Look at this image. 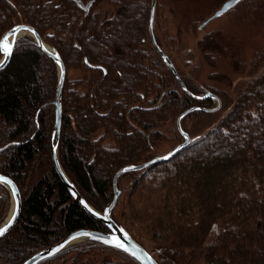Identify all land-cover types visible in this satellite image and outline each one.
I'll return each mask as SVG.
<instances>
[{
	"label": "trees",
	"instance_id": "trees-1",
	"mask_svg": "<svg viewBox=\"0 0 264 264\" xmlns=\"http://www.w3.org/2000/svg\"><path fill=\"white\" fill-rule=\"evenodd\" d=\"M77 1L91 6L84 11ZM101 3L112 7L110 18L99 16ZM149 7L150 0H0V36L15 24H30L66 70L82 73L63 85L59 159L79 194L100 211L113 198L115 172L155 156L156 127L190 107H215L212 98L184 92L154 50ZM137 8L141 15L132 26ZM228 15L242 26L261 21L264 0H242ZM196 46L210 67L226 62L244 79L231 91L204 90L174 66L189 92L217 95L223 114L171 159L123 174L118 186L124 175L133 178L129 217L152 233L155 252H148L159 264H264V45L246 61L236 40L212 30ZM56 79L53 61L28 38L16 42L0 70V173L21 194L17 223L0 240V264H21L79 229L104 230L72 200L52 167ZM212 113L194 110L184 118L199 122ZM7 201L0 184V222ZM93 250L115 251L138 264L94 241L47 261L57 264L71 253L75 262Z\"/></svg>",
	"mask_w": 264,
	"mask_h": 264
},
{
	"label": "rangeland",
	"instance_id": "rangeland-1",
	"mask_svg": "<svg viewBox=\"0 0 264 264\" xmlns=\"http://www.w3.org/2000/svg\"><path fill=\"white\" fill-rule=\"evenodd\" d=\"M225 0H157L154 12L153 31L160 41L162 51L167 54L170 61L178 72L188 77L191 82L200 88L212 87L219 90L231 91L244 76L235 72L226 62H219L216 68L210 67L201 57L196 46L198 38L212 30L222 31L230 40L237 42L241 58L248 60L252 52L264 45V19L246 26L234 24L228 12L221 17L215 18L199 29V25L210 17L213 12ZM157 7V9H156ZM216 7V8H215ZM99 16L108 19L113 15V9L107 4L101 3L98 7ZM97 9V10H98ZM214 10V11H213ZM141 15V9L137 8L130 24L134 26ZM126 32V31H125ZM48 44V43H47ZM51 46V45H50ZM52 47V46H51ZM66 69V68H65ZM82 77L78 70L68 68L65 80L72 81ZM65 82V81H64ZM219 98V97H218ZM220 100V106L221 99ZM217 102L215 101V105ZM223 110L220 107L213 111L205 119L195 122L194 118L182 119V127L191 139L204 133L209 127L222 116ZM159 132L156 141L152 144L154 155H163L181 141L176 129V120L168 118L166 122L156 127ZM132 177L124 175L119 181L120 196L113 209V215L125 224L130 234L141 243L147 251H154L155 239L152 233L144 229V225L129 217V209L126 207L132 186ZM3 186V185H2ZM8 201L4 215L6 217L10 207V196L7 188ZM3 218V219H4ZM2 219V221H3ZM1 221V222H2ZM0 222V223H1ZM84 243V242H81ZM77 243L63 252L80 245ZM155 252V251H154ZM73 254L67 255L57 264H133L126 256H122L111 250H93L83 255L77 261H73ZM49 260V259H48ZM47 261V260H46ZM41 262L40 264H55L56 262Z\"/></svg>",
	"mask_w": 264,
	"mask_h": 264
},
{
	"label": "water",
	"instance_id": "water-1",
	"mask_svg": "<svg viewBox=\"0 0 264 264\" xmlns=\"http://www.w3.org/2000/svg\"><path fill=\"white\" fill-rule=\"evenodd\" d=\"M156 1L157 0H150L149 15L147 22L148 34L152 46L154 47L155 51L159 54L163 62L171 70V72L175 77V80L177 81L180 88L184 92H186L191 97L199 100L212 98L217 102V106L212 109L193 106L188 108L187 110H184L178 115L176 119V128L178 133L182 137L181 143L174 146L165 154L160 156H155L146 162H142L139 164H127L119 168L115 172L112 178L113 198L110 201V203L107 206H105L101 211L92 207L79 194L74 184L71 182V180L65 173L59 159V139H60L61 120H62V91L66 77L65 65L61 57L53 47H51L49 44L45 42V40L43 39V35L40 33V31L36 27L30 24H26V23L15 24L1 34L0 43H5L8 47H10L11 51L8 52L6 49L0 51V70H2L8 64L12 56L15 44L21 38L30 39L34 43V45L37 48H39L43 53H45L55 64L57 70V79H56L55 95L52 101L54 118H53V124L51 127V131L49 135V143H48L52 167L55 173L57 174L58 178L62 182V184L65 186L67 193L72 198V200L76 204H78V206L84 212H86L92 219L97 221L104 228V230L79 229L73 231L65 235L64 237H62L60 240L53 243L52 245L34 252L21 264H40L41 262H44L60 254L61 252L71 247L72 245L86 241L98 242L103 244L104 246L120 250L126 255L136 260L139 264H158V262L136 240H134L133 237L120 224L115 222L112 218L113 209L115 208L118 198L120 196V190L117 187V181L119 177L125 173L139 171L157 162L169 160L175 154H177L179 151L185 148L191 142L192 139L190 138L188 133L182 129L181 120L188 113L194 110H202L205 112H213L217 110L220 106V100L215 94L210 92H207L206 94L201 96H197L189 92L186 89L183 82L181 81L172 63L168 62L166 55L162 52L161 48L156 43L153 33V20H154ZM240 1L242 0H225L209 18L204 20L199 25V29L205 26L211 20L221 17L222 15L227 13ZM77 3L85 11H87L91 5V2H87L85 5L81 1H77ZM5 37H7L6 41L4 40ZM0 184L7 188L10 196L9 211L6 217L0 223V228L6 229L3 235H0V240H1L12 230V228L17 223L21 211V194L15 182L6 174L0 173ZM13 217L15 218L13 219ZM121 244L123 245V247L118 246Z\"/></svg>",
	"mask_w": 264,
	"mask_h": 264
},
{
	"label": "snow or ice",
	"instance_id": "snow-or-ice-1",
	"mask_svg": "<svg viewBox=\"0 0 264 264\" xmlns=\"http://www.w3.org/2000/svg\"><path fill=\"white\" fill-rule=\"evenodd\" d=\"M219 15V13H218ZM4 40L6 41L7 40V37L4 38ZM7 50L8 52L11 51L10 47H8L5 43H0V51H3V50ZM15 217H13L14 219ZM4 231H6V229H3V228H0V235H3ZM119 247H123V245H118Z\"/></svg>",
	"mask_w": 264,
	"mask_h": 264
},
{
	"label": "flooded vegetation",
	"instance_id": "flooded-vegetation-1",
	"mask_svg": "<svg viewBox=\"0 0 264 264\" xmlns=\"http://www.w3.org/2000/svg\"><path fill=\"white\" fill-rule=\"evenodd\" d=\"M91 6V5H90ZM82 8V7H81ZM83 9V8H82ZM84 10V9H83ZM85 11V10H84ZM139 104H143V102L141 101ZM138 263V262H137ZM139 264V263H138Z\"/></svg>",
	"mask_w": 264,
	"mask_h": 264
}]
</instances>
